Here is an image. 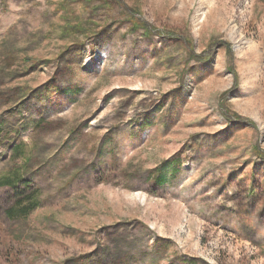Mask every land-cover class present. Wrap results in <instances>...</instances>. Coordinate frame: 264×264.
I'll return each instance as SVG.
<instances>
[{
    "label": "rangeland",
    "instance_id": "1",
    "mask_svg": "<svg viewBox=\"0 0 264 264\" xmlns=\"http://www.w3.org/2000/svg\"><path fill=\"white\" fill-rule=\"evenodd\" d=\"M3 177L0 264H264V0H0Z\"/></svg>",
    "mask_w": 264,
    "mask_h": 264
},
{
    "label": "trees",
    "instance_id": "2",
    "mask_svg": "<svg viewBox=\"0 0 264 264\" xmlns=\"http://www.w3.org/2000/svg\"><path fill=\"white\" fill-rule=\"evenodd\" d=\"M158 181L159 182H163L164 180L163 179H158ZM10 183H11V181H10V179H8L7 177H3V179L0 181V187L1 186H10ZM21 184H27V182H25V181H21L20 183H19V185H21ZM15 189V188H14ZM20 189H16V190H14V193H13V195L14 196H18L20 193H21V191H19ZM20 196V195H19ZM18 198V197H17ZM19 199V198H18ZM26 199H29V197H26ZM22 202V199H21V201L19 202V203H21ZM34 206H36V203H34Z\"/></svg>",
    "mask_w": 264,
    "mask_h": 264
}]
</instances>
